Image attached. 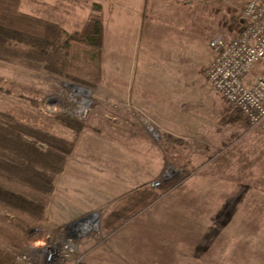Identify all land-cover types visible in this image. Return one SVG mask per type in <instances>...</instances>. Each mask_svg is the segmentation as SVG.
Wrapping results in <instances>:
<instances>
[{"label": "rangeland", "instance_id": "1", "mask_svg": "<svg viewBox=\"0 0 264 264\" xmlns=\"http://www.w3.org/2000/svg\"><path fill=\"white\" fill-rule=\"evenodd\" d=\"M246 2L220 0V32L225 26L236 33L241 29ZM106 5L104 0H21L19 10L72 33L90 14L101 17ZM196 25L204 34L191 36L193 51L181 48L184 60L180 59L182 65L178 67L174 64L180 50L174 49V44L183 40L173 35L171 28L176 26H156V32L163 30L160 38L154 35V45L160 49L157 55H161L159 68L170 69V74L178 71L192 85L204 81L209 84L204 74L209 64L202 66L209 56L205 41L209 29ZM104 57L101 47V79L94 86L49 72L43 64L0 59V121L12 118L73 143L62 171L54 175L45 220L39 222L24 249L13 248L1 237L0 248L15 254L14 264H42L40 257L22 263L16 256L29 252L31 246L40 248L41 241L60 244L71 235L77 246L67 264L93 262L115 243L123 247V259L128 264H264V120L250 125L212 90L209 106L220 110L219 115H210L220 122V195L191 194L184 181L200 180L207 154L216 150L207 151L201 139L177 141L143 107L127 106L114 96L112 89L116 86L119 91V83L107 82L102 68L111 60ZM186 90L184 87L182 92ZM184 100L179 104L180 111L189 106V100ZM124 107L131 108V114ZM182 174L176 184L158 191L152 203L115 229L104 228L102 220L123 194L156 181L160 184L151 187L158 190L164 181ZM211 203H218L220 210H210ZM208 226L212 230L218 227L214 235L220 237L217 244H207L203 235L197 241ZM136 237L144 249L139 257L134 248ZM120 238L126 241L120 243ZM167 240L181 244L190 241L186 245L198 247L207 244L208 248L190 253L197 255L191 258L185 256L189 249L177 243L179 249L170 252ZM160 248L166 253L159 252Z\"/></svg>", "mask_w": 264, "mask_h": 264}, {"label": "crops", "instance_id": "2", "mask_svg": "<svg viewBox=\"0 0 264 264\" xmlns=\"http://www.w3.org/2000/svg\"><path fill=\"white\" fill-rule=\"evenodd\" d=\"M104 1H106L107 5L105 13L101 15L102 57L109 58L111 63L109 66L106 63L102 69L103 71L105 70L107 82L114 85L119 83V91L116 86L112 89L114 90L113 93H115L114 96L120 97L127 106L143 107L147 113L155 116L156 120L162 124V129L168 131L169 136L176 137L177 141L180 138L191 139V141L201 139L203 142L202 147L207 151L216 150V153L207 154L204 171L201 172V179L195 181H187L186 179L184 182H186V189L191 194L200 192L206 195L219 196L220 122L218 118L214 121V119L210 118V115H219L220 110L210 107L208 102V97L212 96V90L214 91V89L205 81L199 85H192V81L178 73V71L176 74H170V69L165 71L164 68H159L161 63L158 60H160L159 57L161 55H157L160 49L159 45H154V35L159 34V38L163 36V30L156 32L155 28L165 27L163 25L166 24L176 26V28H171L174 30L173 35L176 36V40H183L174 44V49L179 48L180 50L177 55L179 58L177 65L174 64V66L178 67V65H182L180 63L182 58L181 48L189 52L193 51V49L190 51V47H192L191 36L204 34L201 26H198L199 28L196 27V23L198 25L201 24L205 29H209L205 33L209 56L204 59L202 66L208 65L212 60L210 49L212 37L220 35V33L225 37L237 34L235 31L230 30L228 26H225V30L220 32V0ZM233 8L235 7H229L231 10ZM183 60L182 58L181 61ZM184 87L187 90L183 93ZM184 99L186 101L189 100V106L186 110L180 111L179 104ZM124 108V110L128 111V114H131V108ZM187 176L188 174L186 173L183 180ZM137 189H140V187H135L132 191ZM128 193L123 194L121 197ZM217 205L218 203L216 205L211 203L212 209L210 210H220ZM213 230L208 226L205 229V234L198 235L197 241H200L199 237L205 236L207 244L210 242L217 244L220 237L218 235L214 238V235L218 227L216 226V229L214 228ZM128 237L129 235L124 236L126 239ZM120 239V243L126 241L123 238ZM137 239L136 237L134 248L135 253H137L136 257H139V252H143L144 249L143 247L140 248ZM168 243L169 240H167L166 244L168 245ZM176 243L171 242L169 243L171 247L166 246V248L172 249L170 252H176L179 249ZM186 243H177L180 247L191 249L190 251L185 249V252L188 253L185 255L186 257H197V255L190 253L208 248L207 244H201V247H198L186 245ZM112 245L114 246L110 247V249H105L109 250V252H104L103 255L96 257L93 262L85 260L83 264H128L123 259V247L120 244L118 246L117 243ZM216 248L219 249L218 246ZM165 250V248H160L159 252L163 251L166 253ZM114 260H117L116 262L118 263H113ZM133 264L136 263L133 262Z\"/></svg>", "mask_w": 264, "mask_h": 264}, {"label": "trees", "instance_id": "3", "mask_svg": "<svg viewBox=\"0 0 264 264\" xmlns=\"http://www.w3.org/2000/svg\"><path fill=\"white\" fill-rule=\"evenodd\" d=\"M20 3L0 0V59L43 64L49 72L96 85L101 79L100 15L90 14L78 30L67 33L55 23L20 11ZM72 146L71 141L15 119L0 121V237L13 248L24 249L45 220L54 175L62 171ZM182 177L164 181L158 190L147 185L121 197L102 220L104 228L115 229ZM14 263L15 254L0 248V264Z\"/></svg>", "mask_w": 264, "mask_h": 264}, {"label": "built area", "instance_id": "4", "mask_svg": "<svg viewBox=\"0 0 264 264\" xmlns=\"http://www.w3.org/2000/svg\"><path fill=\"white\" fill-rule=\"evenodd\" d=\"M242 18L243 26L236 35L212 38V60L204 74L225 102L253 126L264 119V0H247ZM159 184L156 181L151 186ZM40 243V248L31 246L29 252L18 253L16 260L28 263L35 256L42 264H67L77 246L71 235L60 244Z\"/></svg>", "mask_w": 264, "mask_h": 264}, {"label": "water", "instance_id": "5", "mask_svg": "<svg viewBox=\"0 0 264 264\" xmlns=\"http://www.w3.org/2000/svg\"><path fill=\"white\" fill-rule=\"evenodd\" d=\"M84 219V218H83Z\"/></svg>", "mask_w": 264, "mask_h": 264}]
</instances>
